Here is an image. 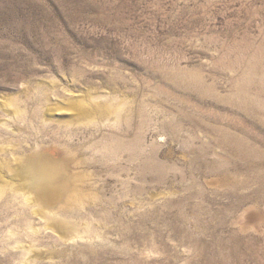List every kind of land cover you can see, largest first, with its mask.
I'll list each match as a JSON object with an SVG mask.
<instances>
[{
	"label": "rangeland",
	"instance_id": "1",
	"mask_svg": "<svg viewBox=\"0 0 264 264\" xmlns=\"http://www.w3.org/2000/svg\"><path fill=\"white\" fill-rule=\"evenodd\" d=\"M0 264H264V0H0Z\"/></svg>",
	"mask_w": 264,
	"mask_h": 264
},
{
	"label": "clouds",
	"instance_id": "2",
	"mask_svg": "<svg viewBox=\"0 0 264 264\" xmlns=\"http://www.w3.org/2000/svg\"><path fill=\"white\" fill-rule=\"evenodd\" d=\"M39 157L40 154L36 153L33 158L39 159ZM22 168L27 182L37 189L54 184L62 171L59 162L40 165L23 164Z\"/></svg>",
	"mask_w": 264,
	"mask_h": 264
},
{
	"label": "bare ground",
	"instance_id": "3",
	"mask_svg": "<svg viewBox=\"0 0 264 264\" xmlns=\"http://www.w3.org/2000/svg\"><path fill=\"white\" fill-rule=\"evenodd\" d=\"M175 122V121H174ZM116 123H117V121H115V122H113V120L111 121V120H100V121H95V122H93L92 123V125L94 126V127H96V128H108L109 129V127H114V126H116ZM160 136V135H159ZM138 140V138L136 139V138H134V143L136 144V141ZM103 142V141H102ZM139 142V141H138ZM133 142H131V144H133V145H135ZM138 145V144H137ZM136 146V145H135ZM96 148V147H95ZM136 148V147H135ZM99 149V148H98ZM99 153V152H98ZM40 158V157H39ZM44 158V157H43ZM42 159V158H41ZM33 160V159H32ZM31 160V161H32ZM47 160V159H46ZM36 162H38L37 160H35ZM43 161V160H42ZM50 161V160H49ZM35 165H38V164H35ZM40 165V164H39ZM58 182V181H57ZM56 182V183H57ZM57 185V184H56ZM60 188V187H59ZM30 189V188H29ZM53 189H54V184H52V185H49V186H44V187H42V188H40V189H37V188H34L33 187V190H34V192H35V197L37 196L39 199L40 198H46V197H49V196H51L52 194H53ZM60 198V197H59ZM52 202V201H51ZM55 202V201H54ZM39 203V202H38ZM50 203V202H49ZM64 204V203H63Z\"/></svg>",
	"mask_w": 264,
	"mask_h": 264
}]
</instances>
